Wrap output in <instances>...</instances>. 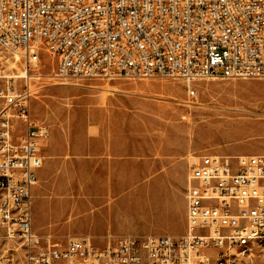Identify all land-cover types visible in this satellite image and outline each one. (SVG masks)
<instances>
[{
	"label": "built area",
	"instance_id": "obj_1",
	"mask_svg": "<svg viewBox=\"0 0 264 264\" xmlns=\"http://www.w3.org/2000/svg\"><path fill=\"white\" fill-rule=\"evenodd\" d=\"M0 242L23 264H256L264 257V153L206 154L191 166L181 235L55 241L34 229L43 166L32 102L43 52L60 81L264 79V0H0ZM221 69V73L218 70ZM4 258L0 257V264Z\"/></svg>",
	"mask_w": 264,
	"mask_h": 264
},
{
	"label": "rangeland",
	"instance_id": "obj_2",
	"mask_svg": "<svg viewBox=\"0 0 264 264\" xmlns=\"http://www.w3.org/2000/svg\"><path fill=\"white\" fill-rule=\"evenodd\" d=\"M55 68L43 52L36 69L46 77L32 102L50 132L34 191L40 235H181L198 157L264 153V79L196 80L190 98L181 79L64 82L47 76ZM0 70L22 74L24 64L0 47ZM12 247L0 242L2 264H23L21 250L4 252Z\"/></svg>",
	"mask_w": 264,
	"mask_h": 264
},
{
	"label": "crops",
	"instance_id": "obj_3",
	"mask_svg": "<svg viewBox=\"0 0 264 264\" xmlns=\"http://www.w3.org/2000/svg\"><path fill=\"white\" fill-rule=\"evenodd\" d=\"M49 136H50V132H49V134L46 136V137H44V138H42L41 140H40V145H41V152H42V155H43V165H44V162H45V159H46V155L44 154L45 152H44V147L46 148V146L48 145V140H49ZM43 167V166H42ZM42 167L38 170V182H39V180H40V176H43V173H44V171L42 170ZM38 182H37V184H38ZM36 184V185H37ZM36 187V186H35ZM35 187H34V189H33V195H34V191H35ZM34 200H33V207H34ZM33 219H34V217H33ZM170 235V234H169ZM106 236L107 235H105V236H102V238H101V240H104L105 238H106ZM174 236H177V235H174Z\"/></svg>",
	"mask_w": 264,
	"mask_h": 264
},
{
	"label": "bare ground",
	"instance_id": "obj_4",
	"mask_svg": "<svg viewBox=\"0 0 264 264\" xmlns=\"http://www.w3.org/2000/svg\"><path fill=\"white\" fill-rule=\"evenodd\" d=\"M207 118H209V117H207ZM209 120H211V119H207V120H205V122H204V123L208 122ZM192 137H193V135H192Z\"/></svg>",
	"mask_w": 264,
	"mask_h": 264
}]
</instances>
